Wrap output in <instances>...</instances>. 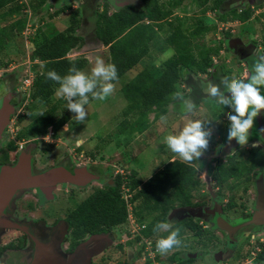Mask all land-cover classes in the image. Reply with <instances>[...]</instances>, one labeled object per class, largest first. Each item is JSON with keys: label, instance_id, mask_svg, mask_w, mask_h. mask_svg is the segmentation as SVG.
Returning <instances> with one entry per match:
<instances>
[{"label": "rangeland", "instance_id": "374dc122", "mask_svg": "<svg viewBox=\"0 0 264 264\" xmlns=\"http://www.w3.org/2000/svg\"><path fill=\"white\" fill-rule=\"evenodd\" d=\"M19 2H21V5H23L24 8L21 10L20 16H23L25 14V10L31 15L29 16L28 21L30 26L25 28L20 35L12 37L4 45V47L0 48V80H3V78L7 79L10 76L11 85L12 82L15 81L14 86L16 88L14 91L17 90L22 92L23 94H27L34 71H38L41 66L40 63H35L36 61L31 62L28 57L29 52L31 51V38L34 34V30L39 26L41 28H44L46 31L45 33L49 35L50 33L58 31V29L65 28L69 23V10H67L63 14H59L55 19L50 18V16L48 15L51 11L62 5H68L69 9H75L76 7H79L82 17L80 28L78 31L83 34L85 40L79 48L69 51L68 56L70 58H75L78 56H80L81 58H85L88 61V64L85 68L82 69V71L90 75L91 68L94 66V60L96 57H101L105 61V63L108 64V51L106 49V46H104L94 37V22L96 20V11H100L104 7L105 2L109 3V13L114 11V9L121 8L129 3L140 7L139 0H49L45 4L44 11L41 12L43 14V18L41 20V18H39L37 15L32 14L33 12H35V10H33L30 6L31 0H19ZM158 2L162 5H166H161L162 8H167L168 2L171 1L158 0ZM212 2L213 0H207L206 4H201L198 0H181V3L178 5V7H172L171 13L166 16V20L162 23V31L158 30L159 36L161 37L160 43L158 45H150L148 54L144 58H142L135 67L127 71L118 80L113 82L115 85L114 91L105 100H91L88 98V104L85 105L87 117L84 122H75V120L73 119L74 113H72L65 106V104L62 105V103H59V100L62 98L59 99L55 92L50 100H48L46 103L38 105L33 111L30 112L27 118L19 122L17 120V115L24 111V104H27L26 100L23 101L24 103L18 107L11 118V134L17 133L18 131L22 130L27 124L34 120V118L39 116L40 113L48 110L51 105L58 104L59 107L55 112L56 118L61 117L63 113L68 114L69 117L68 122L63 125L58 132H54L52 127L49 126L45 133L37 137H29L28 139L22 138L25 139V142H35L34 146L36 147L37 155H39L40 157V163L43 164V162H49L52 156L59 157L64 153L69 155L73 159H77V161L80 162L90 161L89 156L93 155L91 159L97 162L101 161V163H99L102 169L112 168L115 172V170L118 169V166L114 167L111 166V164L116 160L124 169L123 174L127 173L126 170L130 171L134 169L137 172L136 177L142 181H145L149 177H151L154 172L162 168L170 160H181L177 154L171 152V150L165 143V136L169 132L175 131L178 126H182L183 123L190 118L211 121L212 137L210 140L209 148L205 152V154L200 157V159L194 161L196 168L198 169V174H196L195 179L200 180L201 178L202 181H197L196 187L190 192L189 199H191L193 202L199 201L207 204L212 193L220 197V204H225L232 198L235 202L236 208L239 209L236 211L237 214L248 212V208L252 207V204L256 201V198H253V196L256 195L255 182L254 185L251 184L254 180L248 182L247 186L246 184H239L234 186L232 181L229 180L221 187V192L216 193L218 187L214 184V181L210 180L208 177L203 178L201 174L202 172H204L203 169L205 166L203 160H207V158L216 154L220 156V160L222 161L227 156V153L229 155L237 149H240L243 153V156L245 157L248 150L247 146L249 147V145L247 144L243 147L239 146L240 148H235L239 144H237V142H234V144L230 146V151L225 152L229 144L226 146L225 150L222 149V153L224 151L226 155L221 154V144L218 147V142L216 141V139L218 133H223V131H226L225 128L229 127L230 122L227 119V113L229 111L226 107L218 105L214 99L210 98L202 91V87L206 82H208L209 80H211L212 82V79H210L209 76L206 77V75L201 74L199 75V78L202 79L200 81H197V77H193V79H190V84H185L183 81L180 83L179 92L183 95L190 92L191 86L200 88V92H197L198 95H196L195 97L184 96L185 98L190 97L196 104V108L191 114H184V112L182 111L181 102L179 99H177L176 102H170L167 106V112H165L157 119L153 117L154 112L148 113V126L142 132H139L138 129L132 131L130 126L124 125V127L123 124H120L126 118L124 116V112L128 103L122 91L123 84L133 78L140 70L151 67L152 65L156 67L159 66L174 52L172 47L163 40L166 34L171 30L168 21H170L173 26L181 24V30L187 33V26H189L197 18H200L203 22H205L207 19L212 18L214 28L205 34L196 37L193 40V44L198 45L204 43L208 47L217 45L219 44V41H221L223 43L220 44V46H222V51H220L215 56L214 60L217 64V68L219 70H228V72L230 71L231 77H238V74H234L237 72V70L233 69L236 66H240V71H242V73L245 72L244 70H242L243 66H241L239 60H237V58H235V56H233V54L226 49L223 40H225V38H228L229 36L234 37L241 35L242 33L244 34L245 32L249 33L248 35L250 37L247 35L248 39L254 38L257 43L261 39H264V3L259 5L261 6L262 10L260 14L256 13L258 7L254 4L242 2L241 0H224L223 5L219 9L220 13H226L227 15H229V13H231L232 11L231 9H235L237 12H239L242 5H244L249 10V18L251 19L243 22L231 18H228V20L226 21H219V12L207 8V6L211 5ZM50 3L52 4V8L48 6ZM253 16L255 18H252ZM9 21L10 18H5L4 20L0 19V25L4 26L8 24ZM261 26L263 27V29H261ZM226 31L230 33L228 37L224 36V33ZM160 46L164 47V49H160ZM200 48H202V45L200 46ZM255 60L256 58L250 57L249 63L253 64ZM9 84L8 87H12ZM0 90L2 93L5 92L3 91L4 88H0ZM224 108L226 109L223 112ZM134 118L135 114H129L127 117V119H129L130 121H132ZM263 119L264 110L262 111V121L264 122ZM65 128L69 130L66 131ZM22 144H24V142H22ZM16 146L19 147L21 146V144H18ZM218 148L220 149V151H218ZM37 166H40V164L38 163ZM105 172H107V170H105ZM113 179L114 176L111 175L107 181V184H111L110 180ZM94 183L95 185H88L86 188L82 189L81 192L74 191L69 196H65L66 199L60 204L56 201H52L50 204L52 206L58 207L59 205L64 203L63 207L72 208L76 204H78L83 197L85 198L88 194H90L95 186H99L98 188H102L100 187L102 184L100 185L99 183ZM103 185L105 186V184ZM244 186H246V190H244ZM248 189L251 191H247ZM184 209L179 213V215L178 213L175 214V208L171 209L169 211L170 213L168 214L167 222L172 223L180 217H185L183 216V214L188 211ZM192 210L193 211L189 210V213L194 212V209ZM214 210L218 211L219 209L218 207H214ZM189 213L185 214L186 217L189 216ZM174 214L177 217H175ZM146 216V220L148 221L150 219V216ZM207 225H209V222L204 221L202 223V226L204 228H208L209 226L207 227ZM117 229L118 231H121V236L113 237V235L111 234H106L108 237L106 239V243H108L107 246L111 247V249H109L111 253L110 258H108L106 264H124V260L126 259L125 251L123 250L124 252L122 253L120 251L118 252V250L120 249V246H124L125 248L126 243L123 242L130 239L129 236H131V232L129 230V226L127 228L119 226ZM218 229L219 228L215 227V229H212L211 233L206 234V236L213 235L214 238L209 242L207 247H203L201 243H197V239L193 235H191L189 231H185L184 235L180 238L182 243L179 247H174L164 255H161L157 252L155 253L156 256L154 259L158 264H166L168 256L170 257L172 254L176 253V255H178L175 256V260H178V262L184 264H256L255 262H258V251L256 250V247H260L261 245L259 241H257V238L264 239V230L250 233L251 235H255V239L253 240L256 241H251L252 237H249V239L245 241V238L241 236L238 240L239 245L234 250V253L230 254L231 256H229L230 258L228 257V260H216L213 257L214 250L223 245L226 240L225 235L222 232L223 230L220 231V229ZM111 231H113L114 233L116 232V230L114 229H111ZM148 239L150 240L151 238ZM151 241L153 245V240L151 239ZM96 246L98 247V244H96ZM129 246L130 247L127 248L131 249L133 252L135 251L134 254H136V252H141L140 243H133ZM229 247L232 248V244L229 245ZM146 248L147 246L144 244L142 250H146ZM49 251L53 257L54 263L56 264L65 259L64 253L59 247H50ZM251 252H255V254ZM254 255L256 259L252 260ZM141 256L143 257V254L138 256L139 261L137 262V264H149L148 257L142 259ZM41 261L43 263L47 262V254H42ZM4 264L15 263L13 259H7ZM258 264H262V262L260 261V263Z\"/></svg>", "mask_w": 264, "mask_h": 264}, {"label": "trees", "instance_id": "16d2710c", "mask_svg": "<svg viewBox=\"0 0 264 264\" xmlns=\"http://www.w3.org/2000/svg\"><path fill=\"white\" fill-rule=\"evenodd\" d=\"M48 1L31 0L30 6L35 10L32 14L42 20L41 12L44 11ZM139 1L140 7L129 3L110 13L108 12L109 3L105 2L104 7L100 11H96L94 37L106 46L107 62L116 66L118 79L148 54L150 45L160 43L161 37L158 30L162 31V23L171 13L172 7H178L181 3V0H170L167 8H162L166 5L160 4L158 0ZM198 1L201 4L207 2V0ZM223 1L213 0L207 8L219 12ZM48 6L52 8L51 3ZM22 9L24 8L19 0H0V19L10 18L8 24L0 25V48L4 47L12 37L20 35L25 28L30 26L28 21L31 15L25 10V14L20 16ZM67 10H69V23L65 28L58 29L49 35L45 33L44 28L39 26L34 30L28 57L31 62L36 61L35 63H40L41 66L38 71H34L29 90L23 98L27 104L24 106V111L17 115L19 122L27 118L38 105L50 100L57 91L59 84L46 77L47 71L54 70L63 77L68 74L69 68L73 65L82 70L88 64L85 58L80 56L70 58L68 56L69 51L79 48L85 40L83 34L78 31L82 17L79 7L69 9L68 5H62L48 15L50 18H56ZM231 10L229 15L219 12L218 20L226 21L231 18L245 21L250 17V12L246 7H240L239 12L235 9ZM168 22L171 30L163 40L172 47L173 54L157 67L152 65L140 70L122 87L128 103L124 112L126 118L120 124L130 126L132 131L138 129L139 132H142L147 128L148 113L154 112L153 117L157 119L167 112L169 103L177 101L176 93L179 92L182 81L185 84H190L191 78L201 79L199 75L210 74L213 68H217L213 58L222 50L220 44L223 43L219 41V44L208 47L204 43L193 44L196 37L214 28L212 18L205 22L197 18L187 26V33L181 30V24L173 26L170 21ZM229 35L228 31L224 33L225 37ZM201 45L202 48H200ZM160 49H164V47L160 46ZM189 94L185 93L184 96L188 97ZM89 99H93L91 94H89ZM59 103L65 104V106L67 104L63 98L59 100ZM58 107V104L51 105L48 110L42 112V115L39 114L18 131L15 139L37 137L45 133L49 126L54 132H58L69 120L66 113L56 118L55 112ZM129 114H135L132 121L127 119ZM12 144L13 141L11 146ZM246 154L244 157L242 151L237 149L227 155L225 161L217 160L216 163L211 162L207 165V175L218 187L217 193L221 192V187L229 180L234 186L245 185L251 182L256 174L264 173V151L250 148ZM126 171L124 178L117 174L112 184L93 189L76 206L73 215L69 216L75 238L96 232L111 231V229L126 223L127 206L121 197V185L124 179L127 180L126 185L132 195L134 216L140 224H144L141 234L151 238L155 248L157 238L167 235V233L154 231L155 225L158 222H167L171 209L197 206L200 203L189 199L191 190L196 187L197 181H200L195 179L198 170L194 161L188 164L178 159L170 160L145 181L136 177L137 172L134 169ZM246 186H244V190H246ZM225 207L227 209L235 207L232 198L228 200ZM146 215L150 216L148 221ZM171 224L173 228L179 229V238L184 235L185 231H189L197 239V243H201L203 247H207L209 242L214 239L213 235L206 236L212 232V227L204 228L197 219L183 217ZM138 240L139 237L136 236L127 241V245L136 243ZM177 255L175 253L168 256L166 264H184L175 260ZM257 259L258 261L264 260V248L257 253ZM102 264H106V262Z\"/></svg>", "mask_w": 264, "mask_h": 264}, {"label": "flooded vegetation", "instance_id": "af4514ba", "mask_svg": "<svg viewBox=\"0 0 264 264\" xmlns=\"http://www.w3.org/2000/svg\"><path fill=\"white\" fill-rule=\"evenodd\" d=\"M241 1L254 4L258 7L256 13L261 14L262 10L261 6L259 5L263 4L264 0ZM243 6L244 5H242L241 7ZM252 18L255 17L253 16ZM250 19L251 18H248L247 20ZM247 20L243 22H246ZM261 29H263L262 26ZM248 34V32H245L244 34L242 33L238 36H229L223 41L225 43L226 49L229 50L233 54V56L237 58V60H239V63L241 64V66H243L242 70L245 71L244 73H242V71L239 70L240 66L234 67L233 69L237 70V72L234 73L235 75L238 74L237 78L246 77L249 74L250 68L252 66V64L249 63V58H257L256 52L264 51V39H261L257 43L254 38L248 39ZM204 75H206V77L209 76L214 83H219L223 78L231 77L230 71L228 72V70H219L218 68H213L210 74ZM200 80L202 79H197V81ZM10 82V76L7 79L3 78V80H0V88H4L3 91H5L4 93H2L0 90V107L2 106V104L6 103L9 104L12 109L8 121L5 124L0 135V169L4 165H16L20 161L21 157H23L29 160L31 177H28L29 180L27 181L30 184L22 189L18 188L10 202H8L7 205L2 208V216L0 217V264H4L7 259H13L15 264H56L54 263L53 257L49 251L50 247L54 248L55 246L59 247L63 251L65 257V259L58 264H102L103 262H107L108 258H110L111 253L109 249H111V247L107 246L108 243H106V239L108 237L106 234H111L113 235V237H118L121 236V231H118L117 228H114V230H116L115 233L113 231L96 232L86 234L85 236L79 238H75L71 229L69 216L73 215L74 209L84 199V197L78 204H76L72 208L63 207L64 203H62L58 207L52 206L50 203L52 201H56L60 204L66 199L65 196H69L74 191L81 192V190L86 188L88 185H95L94 182L99 183L100 185L102 184L100 187H103V184L107 185V181L111 175L115 177L117 174H119L117 169L115 170V172L112 168L102 169L100 165L101 161L97 162L91 159L93 155L89 156L90 161L80 162L75 158H71L65 153L59 157L52 156L49 162H43L42 164L40 163V157L39 155H37L36 147L34 146L35 142H24V144H21V146L17 147L16 145H18V143L11 138L12 134L10 130V123L11 118L18 107L24 103L23 98L26 94H23L22 92L17 90L14 91L16 88L14 86L15 81L12 82V85ZM8 84L12 87H8ZM197 92H200V88L191 86L189 96L195 97L196 95H198ZM262 94H264V90H262ZM225 109L226 108L223 109V112L225 111ZM228 111L230 112L231 110L228 109ZM262 111L255 118L254 126L252 129H250L248 141L249 147L247 146L248 150L250 148H256L260 151H264V132L260 131L261 129H264V122L262 121ZM228 128L229 127L225 128L226 131H223V133H218L216 139V141L218 142L217 146L219 147V145L221 144L220 148L222 155H226L225 152L230 151V146L233 145L234 142H236L235 139H233L231 142L227 140ZM14 134L16 137L17 133ZM12 141L13 144L11 146ZM253 144H256L257 146L253 147ZM226 146L228 147L227 150L225 152L223 151L222 153V149L225 150ZM239 146L240 145H237V147L235 148H238ZM218 151H220L219 148ZM217 160H220V156L216 154L207 158V160H203L205 164L203 169L204 174L201 173L203 178L208 177L210 180H212L210 176H207V165L211 162L214 164V162L216 163ZM225 160L226 157L222 161ZM38 163L40 164V166H37ZM111 166H118L117 168H122V166H120L119 162H117L116 160L113 161ZM50 169L65 170L66 173L72 174L73 179H52L51 182H43L41 179H38V181L33 180V178H35L36 176L44 174ZM105 170H107V172H105ZM260 174H262L264 183V173L260 172L256 174V176H254V178L252 179V181H254L251 184L254 185L255 179ZM110 181V183L112 184L113 180ZM201 181L202 180L200 178V182ZM246 185H248V183H246ZM98 187L95 186L93 189ZM247 191L251 190L248 189ZM253 198H256V195L253 196ZM219 199V196L211 193L209 202L207 204L200 202L197 204V206L180 207L176 209L175 214L178 213L179 215V213L183 211L184 208H187L184 210H187L188 212H185L183 214V216L186 217L185 214L189 213V210L193 211L192 209H194V212L189 213V216L191 217L188 216V218L199 220V224L201 225L204 221L209 222V225H207V227L211 226L212 229H215V220L218 218H222L227 222L236 225L248 221L251 218L253 212L256 210L255 201L252 204V207L248 208V212L237 214L236 211L239 209L236 208V205L235 207L227 209L225 206H227L228 201L225 204H220ZM214 207H218L219 210L215 211ZM191 214L194 216H192ZM259 230H264V223L258 225L248 224L242 226L239 230H237L236 233L231 235H228L227 232L222 231L225 235L226 240L223 245L214 250L213 257L216 260H228L230 258L229 256H231L230 254L234 253V250L239 245L238 240L241 236L245 238V241H247L251 236L253 240L255 239V235H251L250 233L257 232ZM127 241L125 240V242H123L126 243L125 248L124 246H120L118 252L120 251L123 253L125 251L126 259L124 260V264H137V262L139 261L138 256L141 255V252H136V254H134L135 251L133 252L131 249L127 248L130 247L129 245H127ZM257 241H261L259 242L261 245V251V249L264 247V239L257 238ZM96 244H98V247L96 246ZM231 244L233 246L232 248L229 247V245ZM42 254H47L46 263H43L41 261ZM253 259H256L255 255L253 256L252 260ZM261 262L262 264H264V260H261ZM255 263L258 264L260 263V261Z\"/></svg>", "mask_w": 264, "mask_h": 264}, {"label": "clouds", "instance_id": "9594fccd", "mask_svg": "<svg viewBox=\"0 0 264 264\" xmlns=\"http://www.w3.org/2000/svg\"><path fill=\"white\" fill-rule=\"evenodd\" d=\"M256 57L246 77L232 76L221 79L219 83L208 81L202 87V91L214 99L218 105L231 110L227 113V119L230 122L227 140L231 142L235 139L241 147L248 144L254 118L264 110V94H262L264 90V51H257ZM46 77L59 84L56 95L66 100V107L74 113L73 119L76 123L84 122L87 117L85 105L88 104L89 94L93 99L105 100L114 91L113 81L118 79L116 66L106 64L101 57L95 58L90 75L73 65L69 68L68 74L63 77L54 70L47 71ZM176 98L180 100L185 115L195 110L196 104L190 97L185 98L182 93L177 92ZM65 130L69 129L65 128ZM260 131L264 132V129ZM211 137V121L190 118L182 126H178L175 131L169 132L165 136V143L171 152L177 154L182 161L191 164L200 159L208 150ZM256 146L253 144V147ZM124 227L125 224H123ZM154 231L167 233L156 240V251L161 255L167 254L182 243L179 238V229L173 228L171 223L158 222Z\"/></svg>", "mask_w": 264, "mask_h": 264}, {"label": "water", "instance_id": "95a60500", "mask_svg": "<svg viewBox=\"0 0 264 264\" xmlns=\"http://www.w3.org/2000/svg\"><path fill=\"white\" fill-rule=\"evenodd\" d=\"M233 40V39H230ZM7 102V101H6ZM12 109L9 104H2L0 107V135L8 121L9 115ZM31 177L30 174V163L26 158L21 157L20 161L14 166H2L0 169V217L2 216V208L7 205L8 202L13 198L17 189L24 188L30 183L27 182ZM36 178V179H35ZM33 180L41 179L43 182H51L52 179H66L72 180V174L66 173L62 169H50L44 174L36 176ZM39 183V182H38ZM256 186V204L255 211L253 212L251 218L246 221L236 225H233L222 218L215 220V225L220 230L227 232L228 235L234 234L242 226L253 224H263L264 223V183L262 174H260L255 180Z\"/></svg>", "mask_w": 264, "mask_h": 264}, {"label": "built area", "instance_id": "2783aa9c", "mask_svg": "<svg viewBox=\"0 0 264 264\" xmlns=\"http://www.w3.org/2000/svg\"><path fill=\"white\" fill-rule=\"evenodd\" d=\"M11 138L15 140V142H17L19 145L22 144V142H25V139H19V140L15 139V134H12ZM117 171L120 175L125 176V174H123L124 170L122 168H118ZM126 182L127 180L124 179L121 185V197L125 200L126 206H127V217H126L127 220L125 223V228L129 226V230L131 232V236H130L131 238H135L136 236L139 237V240L137 241V243H140V246H141L140 248L141 254H143V257L141 256V258L145 259L146 257H148L149 264H158L154 259L156 256L155 253H157V251H156V248L152 245L151 239L149 240L148 237H145L143 234H141V230L144 228V224H140L136 220V217L134 216V213H133L134 203H132L131 201L132 195L129 191V187L126 185ZM251 241L253 240L251 239ZM144 244L147 246L146 250H142V248L144 247ZM260 248L261 247L257 246L256 250L259 252ZM251 253L255 254V252H251Z\"/></svg>", "mask_w": 264, "mask_h": 264}, {"label": "crops", "instance_id": "0c3cea01", "mask_svg": "<svg viewBox=\"0 0 264 264\" xmlns=\"http://www.w3.org/2000/svg\"><path fill=\"white\" fill-rule=\"evenodd\" d=\"M61 14H63V13H61ZM57 18V17H56ZM55 19V18H54ZM214 60H215V56H214ZM214 63L216 64V62L214 61ZM239 70H240V68H239ZM245 264V263H244Z\"/></svg>", "mask_w": 264, "mask_h": 264}]
</instances>
